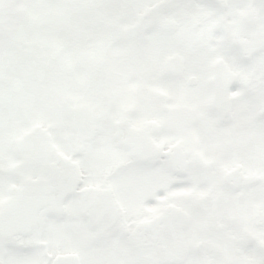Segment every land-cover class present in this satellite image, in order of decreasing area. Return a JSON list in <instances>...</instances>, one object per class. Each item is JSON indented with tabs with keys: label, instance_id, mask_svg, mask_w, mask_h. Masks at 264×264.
Returning a JSON list of instances; mask_svg holds the SVG:
<instances>
[{
	"label": "snow or ice",
	"instance_id": "snow-or-ice-1",
	"mask_svg": "<svg viewBox=\"0 0 264 264\" xmlns=\"http://www.w3.org/2000/svg\"><path fill=\"white\" fill-rule=\"evenodd\" d=\"M0 264H264V0H0Z\"/></svg>",
	"mask_w": 264,
	"mask_h": 264
}]
</instances>
